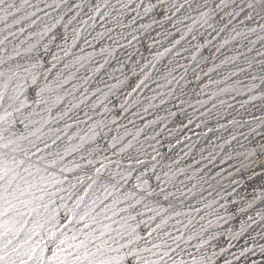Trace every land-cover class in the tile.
I'll return each mask as SVG.
<instances>
[{"label": "snow or ice", "instance_id": "1", "mask_svg": "<svg viewBox=\"0 0 264 264\" xmlns=\"http://www.w3.org/2000/svg\"><path fill=\"white\" fill-rule=\"evenodd\" d=\"M0 13L5 30L18 26L0 39V46L26 28H39L20 41L27 42L23 53L14 46L13 54L0 57V264H219L226 249L213 230L236 221L245 209L235 200L221 202L227 189L207 165L200 166L205 159L210 163V157L201 150L200 159L173 167L183 157L173 159L159 150L164 147L157 139L160 133L141 139L164 117L136 127L135 134L118 124V118L130 109L147 113L144 103L159 108L152 101L161 97L160 104H174L163 109L167 116L177 118L168 135L187 129L194 117L187 112L193 104L186 97L203 96L209 85L225 84L206 100L195 101L203 108L213 96L228 93L226 82L237 74L223 76L218 68L240 57L247 62L240 52L205 71L209 60L201 50L211 46L215 60L241 41L254 48L253 35L264 42V0H0ZM97 25L101 30L92 35ZM217 38L218 45L213 43ZM80 40L93 51L80 48L75 55L72 50ZM182 53L194 66L179 62L186 58ZM253 63L260 75L250 79L260 83L247 90L259 89L264 99V60L248 67ZM81 69L91 74L80 77ZM212 73L221 79H212ZM203 77H208L207 84ZM73 79L81 83L66 87ZM93 82L103 88L84 87ZM145 89L153 93L151 98L139 95ZM89 97L94 102L88 103ZM206 111L212 116L211 109ZM228 123L242 127L249 121ZM128 124L135 127L133 120ZM181 143L177 137L172 148ZM196 147L191 145L184 157ZM247 155L254 157L252 168L264 167V138ZM257 215L264 222V213ZM249 221L241 222V234L257 223L252 217ZM259 235L264 238V230ZM258 247L264 256V245ZM248 253L254 255V250L233 255L248 261Z\"/></svg>", "mask_w": 264, "mask_h": 264}, {"label": "rangeland", "instance_id": "2", "mask_svg": "<svg viewBox=\"0 0 264 264\" xmlns=\"http://www.w3.org/2000/svg\"><path fill=\"white\" fill-rule=\"evenodd\" d=\"M17 4H19V0H17ZM0 15H3V13H0ZM46 22L50 23L51 21H48L46 19ZM17 27L18 26H14L12 29L5 30L4 22L0 21V39H3L4 36H7L8 31H16ZM100 30L101 29L99 25H97L95 31L92 32V35H95L96 32H99ZM34 31H39V28H26L25 32L20 34L15 39L9 36V41H11V43L6 42L5 45L0 46L6 49L5 53H0V57L13 54L14 46H18L16 50H19L21 51V53H23L24 49L27 47V42L25 44H20V41L24 40L25 37L29 36L30 33ZM260 35H264V33H260ZM177 38L179 37L177 36ZM36 39L37 37H33L31 42H35ZM71 39V31L69 30V43H71ZM89 39H91V37H89ZM219 39L220 38H217V40L213 41V43L218 45ZM250 39L257 41L254 48L251 44H247L246 41H241V43L236 47H233L232 45L228 46L229 48H232L231 52L222 50L223 55L218 54L215 60L211 58V52L214 51L211 46H209V48L207 49L201 50L202 54L204 56H207L209 60L207 67H205V71H207L209 67H215L217 65H220L221 61L224 59L225 56L235 57L240 52H243L245 54V56L247 57V62L245 61L244 57H240L235 61L234 64H226L218 68V72L222 73L223 76H230L231 73L234 71L237 74L231 76V79L226 82V85L230 89V91L226 94L213 96V99L208 101L203 108L199 107V105H197L195 101L206 100L208 95H212V93L218 91L219 88L225 87V84L209 85V87L205 90L206 95L197 97H186V99H188L189 102L193 104V108H187V106L185 107L187 108L188 114L192 115L194 118L192 120V123L188 125V128L183 130L182 132H177L175 137H170L168 135V131H175L177 118L168 117L167 112L163 110L165 108L169 110L173 109L174 104L171 100H168L166 104H160L161 97H157L156 100L152 101V103L160 105L159 108L149 107L148 103H144V107L148 108L147 113H144L139 108L130 109L128 113H125L123 116H120L118 118V124L127 125L128 130L135 134L136 127H143L144 123L146 122H150L154 119H157L158 117H164L163 120L158 121L157 125L146 129V132L141 135V139H143V135L145 134L155 135L157 132L160 133V135L157 136V139L164 144V147L160 148L159 150L162 153L168 152L173 159L183 157L182 159H180V163L178 165H173V167H185L187 164L191 163L193 157H195V159H200L201 150L203 151V155L205 157H210V163L209 160L205 159L201 161L200 166L202 167L203 165H207L208 169L211 170L212 175L216 176L219 183L227 189L226 192L221 193V196L224 198L225 201H230L234 198V200L237 201V203H239L240 206L245 209L244 212L238 214V219L236 221H230L227 226L221 223L220 227L215 228L213 230L217 234L218 239H231L233 236H243V234H241V222L243 221L251 223L248 217H252L254 220H256V224L263 223L260 219H258L260 218V216H258L257 213H262L261 210L259 211V209H262L264 207V167L256 165L255 168H252L250 164L254 157L248 156L247 154L249 152H254L256 142L261 141L262 138H264V123H261V121H264V99L259 98V89H257L255 92H249L247 89L248 87H251L253 83H260L259 80L253 82L250 79L251 75H260L258 71V66L253 63V66L249 68L248 63L254 62L255 60H264V56L257 55L258 52L264 53V47L261 46V44L264 42L258 41L257 36L255 35L251 36ZM46 40L47 38H45L44 41H41V43L46 42ZM77 44L79 45V47L72 50L77 56L80 55V48H84L86 52L93 51L92 48L86 47L83 44L82 40L77 41ZM245 44H247V47L244 46ZM248 48H252V51H248ZM96 51H99L98 47H96ZM185 54L186 53H182V55L186 58L181 59L179 62L186 64L189 67L194 66V64L190 62V56H188V54ZM71 59V56L66 58L67 61H71ZM168 59H171V57L166 58L164 62H167ZM97 60H99V62H103L100 57H97ZM113 66H116L115 62H113ZM62 67L63 62L61 64H58L57 68L53 69V73L50 75H54L55 72L61 69ZM89 67H92V65H86V68ZM239 68L248 69V72H240L238 71ZM103 71L104 70L102 69L101 72ZM109 71H111V69H109ZM177 73L182 74L183 69H177ZM86 74L91 73H88L86 69H81V71L77 73V75L80 77ZM95 75H97L99 79L100 74ZM188 76L191 77V72L188 73ZM211 76L214 80L221 79V76L217 75L216 73H212ZM104 79L106 80L107 78L104 77ZM202 82L207 84L208 77H203ZM80 83L81 81L73 79L69 85H66V87L71 88L72 84ZM107 83L111 84L113 83V81L107 80ZM96 86H100L101 88H103L102 84L97 85L96 82L84 85V87L89 88L90 90H94ZM150 87L155 86L150 85ZM80 91H83V88H80ZM105 91L107 90L105 89ZM157 91L166 92L167 90L158 89ZM237 92L241 94L237 95ZM77 95H79V93H77ZM139 95L141 97L147 96L151 98L153 93L145 89L143 92H140ZM254 95L257 96V98L250 100L249 98ZM233 97H235V99H233ZM101 99H103V97H101ZM165 99L167 100L168 98L165 97ZM221 100L225 101V104L223 106H221L219 103ZM92 102H94V98L89 97L88 103ZM213 104L217 105V108H213ZM228 105H231V107H228ZM241 105H243V107H241ZM194 109L196 110L194 111ZM206 109H211L212 116H215L216 118L213 119L212 116L208 114ZM134 111L139 112V116H133L132 112ZM201 113H203V115H201ZM89 114L91 115L92 113L89 112ZM141 116L143 117V120L140 119ZM252 117H259L260 119L253 120ZM109 118L112 119L116 117L110 116ZM179 119L183 120L184 123H187V120L184 119L183 116L179 117ZM233 119L239 120L241 121V123H243L244 120H248L249 123L243 124L242 127L239 125L229 124L228 122ZM128 120H133L135 127L133 126V124H128ZM205 121H207V124L204 123ZM197 124H200V127H197ZM220 125H227V129L220 128ZM209 127L219 130L214 132H208ZM253 129L255 131H253ZM205 133H207V135H205ZM185 136L190 137V139H183V137ZM233 136H235L234 140L232 139ZM177 137L181 138L183 140V143L176 144V147L172 148V144H175ZM169 141H171V143H169ZM224 141H229V144H224ZM193 144L197 145V147L193 148L187 157H184V153L189 152V148ZM221 145L223 146L221 147ZM157 147H159V145H157ZM170 149L171 151H169ZM229 157H231V159H229ZM233 179L238 181V183L232 184L231 181ZM248 182H251L250 186H248ZM190 186L191 184H189V187ZM258 188L261 190H259ZM259 194L261 196L258 198ZM205 195L207 196V193H205ZM250 196L251 198H249ZM252 225L254 224H251V226ZM228 228L232 229L231 233L228 232ZM248 229L249 228L243 231V233L247 232ZM222 256H224V254H222ZM230 259L231 258L224 257L222 260H219V264H224L225 260L231 261L232 263V260Z\"/></svg>", "mask_w": 264, "mask_h": 264}, {"label": "built area", "instance_id": "3", "mask_svg": "<svg viewBox=\"0 0 264 264\" xmlns=\"http://www.w3.org/2000/svg\"><path fill=\"white\" fill-rule=\"evenodd\" d=\"M247 184L250 186L251 182H248ZM259 210L264 213V207ZM261 225V227H257V224L252 225L247 232L242 233L243 236L239 234L241 235L240 237L231 239L219 238L222 241V247L226 249V252L223 253L224 256H222L221 260L224 257H228L231 258L230 260H232L231 264H252L253 260L256 262V264H264V256L261 255L260 248L258 247V245H264V238L259 235V233L264 230V222ZM245 248L253 249L254 255L248 253L246 254L250 256L248 261H244L243 259L237 261L233 254L238 256L240 251ZM216 251H219V249L217 248Z\"/></svg>", "mask_w": 264, "mask_h": 264}, {"label": "bare ground", "instance_id": "4", "mask_svg": "<svg viewBox=\"0 0 264 264\" xmlns=\"http://www.w3.org/2000/svg\"><path fill=\"white\" fill-rule=\"evenodd\" d=\"M185 55H186V54H185ZM252 74H253V73H252ZM228 75H229V74H228ZM251 170H252V169H251ZM255 170H256V169H255ZM262 172H263V171H262ZM251 174H252V172H251ZM259 174H260V173H259ZM246 176H247V175H246ZM263 180H264V179H263ZM244 182H245V181H244ZM261 182H262V181H261ZM245 183H246V182H245ZM256 184H257V183H256ZM259 186H262V185H259ZM245 187H246V186H245ZM249 189H250V188H249ZM258 189H259V188H258ZM256 190H257V189H256ZM259 190H261V189H259ZM247 191H248V190H247ZM256 192H257V191H256ZM256 192H255V193H256ZM261 192H262V191H261ZM240 194H241V193H240ZM251 194H252V193H251ZM261 194H262V193H261ZM263 194H264V192H263ZM263 194H262V195H263ZM242 196H243V195H242ZM260 196H261V195L259 194L258 198H259ZM232 197H233V196H232ZM242 198H243V197H242ZM249 198H251V196H250ZM255 198H257V197H255ZM255 198H254V199H255ZM227 199H228V198H227ZM231 199H232V198H231ZM243 199H244V198H243ZM254 199H253V200H254ZM233 200H234V198H233ZM236 200H237V199H236ZM255 200H256V199H255ZM255 200H254V201H255ZM224 201H225V200H223V202H224ZM226 201H227V200H226ZM256 201H257V200H256ZM263 201H264V200H263ZM246 202H247V201H246ZM250 202H251V201H250ZM258 202H259V201H258ZM258 202H257V203H258ZM251 203H252V202H251ZM259 203H260V202H259ZM246 205H247V204H246ZM246 205H245V206H246ZM247 206H248V205H247ZM256 206H257V205H256ZM240 207H241V206H240ZM262 207H263V205H262ZM256 208H257V207H256ZM259 208H260V207H259ZM252 209H253V208H252ZM259 211H260V210H259ZM253 212H254V210H253ZM240 214H241V213H240ZM244 214H245V213H244ZM253 214H254V213H253ZM251 215H252V214H251ZM243 216H244V215H243ZM245 216H247V215H245ZM240 217H241V216H240ZM257 217H258V216H257ZM248 218H249V217H248ZM254 218H255V217H254ZM258 219H260V218H258Z\"/></svg>", "mask_w": 264, "mask_h": 264}]
</instances>
